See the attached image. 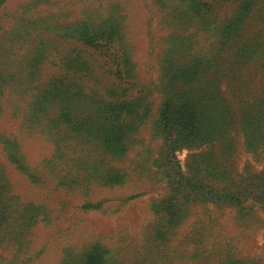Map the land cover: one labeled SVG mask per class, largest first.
I'll return each instance as SVG.
<instances>
[{
    "label": "rangeland",
    "instance_id": "374dc122",
    "mask_svg": "<svg viewBox=\"0 0 264 264\" xmlns=\"http://www.w3.org/2000/svg\"><path fill=\"white\" fill-rule=\"evenodd\" d=\"M34 1L3 4L0 41L13 35L21 41L16 48H5L8 41L0 46V67L24 78L37 44L43 56L31 71L40 85L54 74L71 85L60 95L56 135L25 121L30 93L22 82L19 92L6 89L2 96L0 132L16 142L27 169L9 160L0 142V264H67L95 243L108 251L110 264H264L263 202L225 200L254 174L264 181V147L255 153L247 145L243 123L264 91V59H241L243 51L223 50L217 72H205L198 82H177L175 117L186 104L207 117L216 110L226 133L201 134L173 144L171 152L158 119L167 69L184 62L192 68L190 54L213 52L207 32L176 18L186 3ZM210 3L219 24L235 8L234 0ZM107 16L118 23L119 35L112 40L90 43L78 37L83 31L66 25L86 18L94 23L87 35H93ZM243 32L261 37L264 47V0L252 9ZM181 41V48L174 47ZM213 94L221 109L212 103ZM142 95L147 116L125 141L122 156H112L101 139L72 130L71 121L83 123L94 115L96 98ZM113 169L125 179L107 186L103 179ZM165 208L174 209L170 219ZM159 220L168 221L157 225ZM157 227H164L166 238L155 237Z\"/></svg>",
    "mask_w": 264,
    "mask_h": 264
},
{
    "label": "trees",
    "instance_id": "16d2710c",
    "mask_svg": "<svg viewBox=\"0 0 264 264\" xmlns=\"http://www.w3.org/2000/svg\"><path fill=\"white\" fill-rule=\"evenodd\" d=\"M5 1L6 0H0V30L2 29V9ZM36 1L39 0H35L33 4H35ZM179 1H184L186 4L180 9H177L179 17L176 18L187 24L192 23L194 28H198V30L202 29L207 32L213 41L211 44L213 52L210 53L211 55L208 57H206V55H198L197 53L190 54V59L188 61L193 62L192 68L184 66L187 63L184 62L178 66L174 64L172 68L169 66L167 69V81L163 85L164 100L161 104L158 119L165 137L164 140L167 142V147L170 146L168 150L171 152L177 148H175L173 144L177 143L182 145L192 138H197L201 134L206 138L210 137V135L217 138L224 136L226 133L221 119L222 115L216 110L210 113L207 112L209 115L207 117L205 114L197 112V109L194 111L189 110L186 104L183 112L179 113L176 118L174 109L176 104L175 99L177 97L173 94L176 91V83L181 81V83L185 85L191 82H198L205 72H217L218 61L222 59L218 54L223 50H234V54L236 55H241L243 51L241 59L247 57L253 58L254 60L264 59V47L262 46V40H259L261 39V37H259L261 34H257V37H259L258 40L256 35L243 37L246 35V33L243 32L246 19L249 17L252 9L258 4L259 0H234L235 8L232 15L220 24L217 23L213 16L214 8L210 3L212 0ZM33 4L31 3V6H33ZM35 22L36 21L33 20L30 21L32 24ZM66 25L71 26L76 31H83L79 33L78 37L90 43H95L96 40L102 39L103 41L112 40L119 35L118 23L112 16H107V18L103 19L102 23L96 27L93 35H87L86 29L93 26L94 23H90L86 18L78 19L72 23H66ZM85 36H87V38ZM18 40L21 41L19 36H8L6 40L0 41V46L8 41V47L4 46L5 48L15 47ZM182 44V41L178 42L174 47L181 48ZM36 46L37 44H35L30 51L28 61L26 62L27 71L24 73V78L18 79L12 74L10 69L2 70L0 67V113L2 108V96L5 90L12 89L18 91L20 87L19 84L22 82V84L27 86L26 92L30 93L28 94L29 101L27 106L29 110L25 116V121L30 124L39 125L41 128L53 129L54 135H56L55 130L59 121L58 118L55 117V113L58 106H60L62 89L63 87L68 88L69 85H71V80L67 79L66 83L63 84V80H61L59 75L54 74L47 83L44 85L42 84L43 86L40 85V80L37 79L36 75H33L31 71L32 65L38 63V57L41 58L43 56L40 50L37 51ZM8 64L9 63H7L6 66H8ZM3 65L4 64H0V66ZM209 86L210 89L215 90L213 82H210ZM181 91L179 93L180 95ZM20 93L23 95L22 91H20ZM214 95L215 94L211 97L212 103H217L219 109H221V103L217 95L216 97H214ZM96 102L94 115L83 119V123L71 121L72 130L84 131L96 139H101L106 150H108L112 156H122L124 150H126L125 141L136 131L139 123L143 122L147 116L145 111L147 110L146 105L148 103L145 101V95L139 97L134 96L131 99L127 97L122 100H101L96 98ZM245 118L243 123H246L245 127L249 131L247 134L245 133V141H247V145L257 153L264 147V91L251 102L250 112L248 111L245 113ZM204 119H206L208 123H203L202 120ZM201 126L206 128L205 131H201V128L198 129ZM174 134L176 135L173 137ZM0 142L5 147L9 160L26 170L27 166L23 164L24 162L21 159V155H19L16 142L2 135L1 132ZM173 157V153H171V158ZM110 171L111 172L106 174L103 179L105 185L112 186L123 183L125 179L123 173L118 169ZM253 177L256 182L253 180ZM261 180L259 174H254L249 179L250 182H244V185H238L234 190L236 192H230L229 195L232 197L225 200L231 202L238 197H240L239 199L242 198L243 201L247 198H256L264 204V181ZM239 199L236 200V202H239ZM165 210L168 212V218L170 219L174 209L165 208ZM167 221L168 220H159L157 225ZM1 226L0 224V227ZM162 228L164 227H157L154 231V235L157 239L166 238L167 236L166 233H161ZM68 262H70L69 264H110L112 261H110L108 251L102 245L95 243L88 246L81 255L76 257L72 256L67 259V264ZM229 264L236 263L231 262Z\"/></svg>",
    "mask_w": 264,
    "mask_h": 264
}]
</instances>
